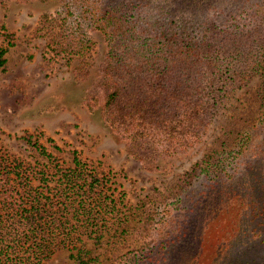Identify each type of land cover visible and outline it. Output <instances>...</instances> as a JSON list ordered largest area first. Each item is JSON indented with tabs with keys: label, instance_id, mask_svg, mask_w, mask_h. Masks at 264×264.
Returning <instances> with one entry per match:
<instances>
[{
	"label": "trees",
	"instance_id": "1",
	"mask_svg": "<svg viewBox=\"0 0 264 264\" xmlns=\"http://www.w3.org/2000/svg\"><path fill=\"white\" fill-rule=\"evenodd\" d=\"M9 1L58 5L56 36L78 78L90 67L83 31L104 38L82 105L146 170L192 148L252 79L263 90L256 115L235 119L171 192L155 190L134 227L106 174L76 152L65 166L26 135L48 164L0 153V264H43L63 250L75 264H264V0Z\"/></svg>",
	"mask_w": 264,
	"mask_h": 264
},
{
	"label": "rangeland",
	"instance_id": "2",
	"mask_svg": "<svg viewBox=\"0 0 264 264\" xmlns=\"http://www.w3.org/2000/svg\"><path fill=\"white\" fill-rule=\"evenodd\" d=\"M58 12V5L42 10L31 1L18 5L0 0V47L8 49L5 69L0 72V153L26 164L47 165L48 160L23 139L26 135L65 166L71 165L76 152L111 179L122 201L119 208L129 210L130 226L134 227L140 214L138 206L155 190L171 192L179 176L190 170L235 119L256 115L262 79L256 77L235 91L230 103L218 111L185 154L158 160L155 170L149 171L82 105L83 97L98 81L104 62V38L83 31L90 45V67L85 77H76L78 59L68 61L70 56L61 51L63 46L56 36L60 28ZM81 29L85 30L83 26ZM133 246L128 243L116 250L108 246L106 253L110 258L120 256ZM69 256V251H59L43 264H75Z\"/></svg>",
	"mask_w": 264,
	"mask_h": 264
}]
</instances>
